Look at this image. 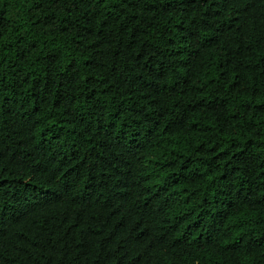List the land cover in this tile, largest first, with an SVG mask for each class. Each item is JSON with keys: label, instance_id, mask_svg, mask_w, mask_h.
I'll use <instances>...</instances> for the list:
<instances>
[{"label": "trees", "instance_id": "1", "mask_svg": "<svg viewBox=\"0 0 264 264\" xmlns=\"http://www.w3.org/2000/svg\"><path fill=\"white\" fill-rule=\"evenodd\" d=\"M0 264H264V0H0Z\"/></svg>", "mask_w": 264, "mask_h": 264}]
</instances>
